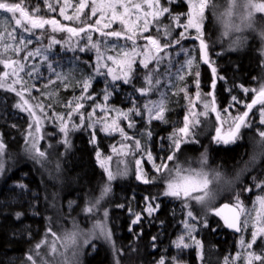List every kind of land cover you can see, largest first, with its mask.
Segmentation results:
<instances>
[{
  "label": "trees",
  "instance_id": "trees-1",
  "mask_svg": "<svg viewBox=\"0 0 264 264\" xmlns=\"http://www.w3.org/2000/svg\"><path fill=\"white\" fill-rule=\"evenodd\" d=\"M161 1L169 7L171 15L164 14L162 20L159 21L160 26L164 29L156 28L152 24L146 35L155 37L163 46L169 40L177 37L180 24L186 18L188 5L184 0H177L175 3H169V0ZM52 2L51 0L52 6H58ZM259 2L264 3V0H259ZM37 3L33 0L30 4L34 9L41 5L42 17L46 18L44 7L48 4H44L45 2L42 0H37ZM50 12L49 18L55 20L60 26V33L53 34L48 30L43 34L41 32L36 33V36L42 34L39 40L46 49L49 47L51 39L54 38L59 41L56 45H51V49L58 50L63 39L75 41L74 37L76 36L70 34L67 29L78 28V26L72 23L62 24L59 21L61 17L56 10H50ZM84 14L86 16L85 12ZM29 15L32 18V15ZM96 16L97 14L91 20V24L96 21ZM176 16H179L178 21L173 20V17ZM206 25L208 26L205 30L204 40L208 45V56L210 60L215 62L217 76H223L224 79H217L215 89L211 87L213 79L211 69L200 59L199 49L201 61L198 68L200 72V96H206L211 100L212 96L208 95L211 92L216 98L219 110L229 108L242 112L245 110V105L252 99L250 94L244 95L240 89L250 88L259 83L264 70V49H261L258 42L252 39L245 52L225 54L208 36L213 32L210 29L212 28L211 23H206ZM64 27L67 29L63 30ZM166 27L167 29H165ZM93 29L95 32L97 31L96 28ZM168 29H171L172 36L166 37L164 32ZM96 39L97 35L95 34L92 41H96ZM182 43L190 44L192 41L182 39L180 45ZM166 52L172 53L171 47L166 49ZM159 55L164 56L165 53L161 52ZM80 56L92 65L91 58L93 55L85 53ZM139 60L137 58L136 63L133 64L136 70L133 84L115 83L118 90L112 91L114 95L109 102L110 105L122 109L127 108V98L137 92L133 85L136 87L145 86L144 75L146 70L139 64ZM156 66L155 61L149 63V68H156ZM86 72L87 74L92 73V68L88 64L86 65ZM158 73L160 76L162 75L160 71ZM188 84L193 87L189 98L191 100L196 87H194L191 78L188 79ZM108 86L99 80H91V87L85 92L83 83L75 85L72 89H64L56 85L57 94L55 98L42 99L39 100L40 104H37L40 105L44 113L42 114L43 121L39 123L40 131L36 134H33L36 129L29 127L30 115L13 107L17 100L15 94L0 93L6 101L8 109L15 115H20L16 118L10 116L5 122H0V139L4 144L2 157L4 172L0 173V264H30L29 257H37L36 251L39 245L47 240L49 235H58L62 228L73 227V220H79L80 225L78 224L76 227L80 229L82 225H85L88 218L85 215L87 205L101 196V192L107 185L98 159L108 155L109 147L114 143V139L106 138L98 131L91 130L86 126L88 123L87 115L96 104L101 102L102 94ZM31 94L32 92L28 90L29 98L32 97ZM89 94H91L92 99H78ZM232 96L237 97L239 102H234ZM170 98L167 102L170 104V108L167 109L164 122H154L146 126V129L151 132L152 147L155 149L156 146H163L166 155L171 154L175 148L171 138L173 133L182 127L189 106V100H186L181 93H177L175 98L172 96ZM76 103H82L84 107L79 111H74ZM58 117H63L68 124L67 133L60 131ZM72 125H76L77 128L73 129ZM261 128L264 127L261 126ZM200 130L201 127L194 138L196 143L182 144L181 149L177 150V153L175 151V156L176 154L181 156L179 159L191 158L202 150V145H205L204 141L206 140H202V135L199 134ZM256 133L254 132V134ZM33 136L40 138L37 146L45 153L43 162L33 159L27 151L30 146L29 141ZM93 136H95V140H93ZM66 139L67 144L65 143ZM242 150L243 148L238 146L223 149L218 142L215 143L213 140L207 152L210 163L220 167L222 163L232 164L237 161L243 152ZM19 184L25 185V189L18 187ZM162 190L161 183L143 184L135 182L131 178L126 181L114 182L110 187L108 196L103 199L100 210L109 211V225L113 241L117 248V254L122 255L121 262L123 264H128L129 261L123 253L129 248L128 239L131 224L129 211L133 206L140 209L142 218H146L142 222L152 225L149 234L153 236L155 247L151 250L148 244L149 237L146 235L139 242L131 243L130 248L138 255L146 254V259L154 260L156 257V259L164 260L166 264H170L173 256V241L182 228L187 211L180 200L161 196ZM149 197L157 210L152 215L145 211L146 198ZM225 202L233 204L230 197L221 201V203ZM72 203L74 205L68 209ZM17 213L21 214L19 219ZM209 222L212 224V228L218 232L216 235L208 237L207 229L203 227L202 223L200 224L202 226L199 230L201 247L191 249L183 255V260L188 264H220L219 261L222 258H229L235 254L233 235L225 231L221 223L215 218ZM199 256H203L205 260L198 259ZM206 257L213 260L207 261ZM82 261L81 264H113L109 247L102 244H99L92 254H85ZM146 264L151 263L147 262Z\"/></svg>",
  "mask_w": 264,
  "mask_h": 264
},
{
  "label": "rangeland",
  "instance_id": "rangeland-1",
  "mask_svg": "<svg viewBox=\"0 0 264 264\" xmlns=\"http://www.w3.org/2000/svg\"><path fill=\"white\" fill-rule=\"evenodd\" d=\"M31 1L33 0H0V2L21 4L22 7H24L29 12V14L32 15V18H44L42 17V13L40 10L41 5L40 7L38 5L39 12H36L35 11L36 8L34 9L30 4ZM34 1L37 3V0ZM42 1L45 2L44 4H49L51 2V0H42ZM52 1L54 5L56 4L58 6H53L52 9H49L48 5L44 7L46 10V14H45L46 18L44 19L52 20L49 18L51 14L50 10L54 11L55 9L58 15L61 17L59 21L62 24L72 23L78 26L77 29L83 26L87 30L86 33L82 32L80 36L77 35L76 37H74L75 41L71 42V40L69 39H63L62 42L60 43V48L58 50L51 49L50 51H44V49L46 48L40 40L36 39L37 37L36 33L41 32L43 34L46 33V31L50 30V33L58 34L60 33L59 32L60 26L56 30H53V25L46 24L44 28L31 29V31L34 32L35 35H30L28 32L24 31V28H30L31 26L30 24H27L24 21V19L20 16L19 12L13 14L0 10V60L7 62L19 61L20 63L25 65V71L19 73V75L23 80H26L28 84L31 86L29 90L32 92L31 94L32 97L29 98L28 91H25L20 84H16L13 86L15 89L14 91H8L6 88L0 87V93L3 92L7 94H15V98H17V100L15 104H13V107L17 108V104H21V105L23 104V101H21L20 96L17 95V92H23L24 99L28 101V106L32 108V112L35 114L36 119L39 120V123H42L43 121L42 114L44 113V111L40 108V105L37 104H40L39 100L42 99H46V100L54 99L55 95L57 94L56 93L57 91H55L56 85L61 86L64 89H72L75 85H79L83 83V81L86 80L88 77H93L92 80H99L101 83L108 85L115 84L117 82H123L122 80L112 81L111 77L106 78L105 75L97 76L96 75L97 68L99 67L100 70L103 71L105 74L107 73L109 68H113L116 74H120V66L118 64H114L113 60L108 59V57H112L113 59H123V53L121 49L125 45L127 50L129 52L131 51L132 42L126 40V36L131 35L132 32H135V36L137 37L136 43L139 49H146L151 47L148 42L149 36L146 35V33L150 29V26L154 24L156 28L159 27L163 28L160 26L159 21L162 20L164 15L161 16L159 20H152L151 17H146L145 14L153 10L148 6L147 0H86V4L88 6L84 8L83 12L79 13V19L76 18L77 16L76 7L79 5L80 0H68V6L64 8V15L72 17V19H65L64 15H61L60 13V8L61 6H64L65 0H52ZM184 1L188 5L187 15L186 18L183 20L182 24H180V31L178 32L177 37L172 40L173 41V46H171L172 53H167V59L162 60L161 63L159 64L158 72L160 71L162 75L160 76L159 73H157L158 79H160V84L156 86V90L150 91L145 96L140 95L139 92H136L135 94L131 95L130 97L127 98L128 101L127 108L125 109H122L120 107H115L109 104L112 96L114 95L113 92L111 97L107 101L104 100V93H103L101 102L96 104L89 113L91 114V118L93 120L106 118L108 122H111L112 119L116 118L117 113L113 111H103L105 106L108 109L115 108L121 111H128L130 108H132L133 102H136L137 106L142 112V115L136 116L135 113L132 114L131 119L135 122V127L130 128L128 126L129 122L126 120L120 119L118 121L120 127L124 130L125 134L127 136L132 137V139L131 140L122 139L118 131L114 132L111 135L105 134L102 131H100L99 125H94L90 129L98 131L106 138L114 139V143H112L109 147L108 155L104 157H100L98 159L100 167H101V161H106L107 162L106 167L108 168L109 171L116 172L117 170H123V169L127 170V174L125 176H117L116 179L109 181L107 178L108 176L107 172L103 167H101L105 179L107 181L106 187L110 189L111 185L114 182L126 181L131 178H133L135 182L142 183L141 181L136 179V175H137L136 160H140L141 161L140 167L142 168L146 176L152 181V183L149 184H154V183L162 184L163 190L161 192L162 194L161 196H164L166 198H172L175 200H180L184 205L187 204L185 221L188 220L187 213L189 211L193 212V215L196 217V219L190 221V223L195 225V231L192 233V236L198 241H200V239L196 237V234L200 229L198 225H200L201 223L205 225L207 224V221L211 220L212 218H215L216 220H218L217 218L220 219L219 216L215 215V210L221 204V201L227 197H230L233 201L232 203L235 204L236 195L239 194L244 208V213L241 215V233L238 236L232 237L233 242L235 243V254L231 257V262L233 264H247V254L249 252H256L257 254L264 253V235H257L255 242L253 243V231H254L253 225L256 223L257 212L262 210L261 205L259 203V198L264 197V187L257 188L255 186L256 181H254V195H249V193L253 191V186L250 188V185L247 184L248 181L246 182V178L244 179L243 177L242 181L238 184L236 189L229 195L218 197L217 201L214 202V205L211 208V210L208 211L207 213H203L200 210V208L197 206L195 199L191 198V197H195L200 192H192L191 197H185L183 195H181L180 197L166 196L164 195V193L167 190V186L169 182L176 181L177 183H181L183 179L187 177L186 173H182L178 171V169L182 166L183 162L184 161L191 162L193 158L197 156V154L195 156H192L191 158L187 157V158L179 159L181 158V156H178V154H176L175 156V151L177 153V149L174 148L171 154L166 155L165 154L166 150L163 146H156L155 149L152 147L151 136H149L148 134L149 131L146 129V126L154 122H158V123L164 122V120L166 119L167 109L170 108L169 107L170 104L167 103L171 99L170 96L175 98L177 93H181L184 95L186 100H189L190 95L192 93L191 89L193 88L190 84H188L189 78L192 79L194 83V87H196L195 82L197 77L195 75V72L196 70H198L201 63L199 59L198 45L195 42H192L190 44L182 43L181 45L175 44V40H180L181 33L185 32V29L182 25L187 24L188 21L189 4H188V0H184ZM160 3L162 6L167 7L166 3H164L163 1L160 0ZM110 4H115L116 5L115 9L106 7L107 5ZM121 4H123L124 6L122 7ZM136 4L141 5L139 10L135 7ZM92 5H97L103 8V11H97L96 13L97 14L96 21L99 20L100 21L99 24H96V21L94 22V24H91V20L94 17L92 15ZM84 12L86 13V16H84L85 15ZM114 12L116 14V19H113ZM262 15H264V13H262ZM15 19H21L22 26H17L15 23ZM145 19L152 21L151 23H149L146 31L143 28ZM121 21H123V23ZM210 21L211 20L210 17L208 16L207 10H205V21L203 22L202 25L203 32L206 23L207 22L209 23ZM105 24H108L109 26L105 28L104 27ZM93 28H96L97 31L95 32ZM129 28L132 31H126ZM165 29H167V27ZM113 30L124 31L125 38H114V37H107L105 35H102V33L110 32ZM42 34L40 36H42ZM95 34L97 35V39L96 41H92V42H96L100 45L99 57L96 49L88 50L89 41L87 40V35L93 37ZM186 34L188 37L196 36V30L194 28H189L187 29ZM21 35H23V37L26 40H31V43L27 45V48H24L21 51H16L17 48L21 47V45L19 44V38ZM213 35H214L213 32H211V34H208L211 40H213ZM204 37L205 34L203 38ZM152 38L156 39L155 37ZM186 41H188V39H186ZM66 42H71L72 46L76 50L75 51L68 50V44ZM181 46L186 47L189 50L190 53L189 57H185L182 53H180ZM81 47L85 48V50L79 51V48ZM37 48H41V54L25 60V57L27 56V52L28 51L35 52ZM85 53H88L89 55H93L91 58L92 65H90L85 59H83L80 56V55H84ZM137 58L142 59L143 55L136 56L135 60ZM186 58L193 59L194 67L192 69L185 68L184 72L182 73L184 75V79L180 80L178 77L175 76V73L180 63H183ZM98 59L100 61L99 65L97 63ZM87 64L89 67L92 68L91 74H87L86 72ZM32 65L36 66L38 72L35 74L34 77H29L26 75V73L31 69ZM48 65H51V69L48 67ZM15 67L16 65L14 63H11L10 67L5 68L4 63L0 62V77L4 76L6 72L9 73V76L6 79L5 83H11L12 80L16 78L15 76L12 75L13 68ZM56 73H59L63 77V79H57ZM262 87H264V70L262 72V78L259 80V83L256 86L253 85L250 88H245L248 89L247 92L244 91V88H241L240 91L244 95L250 94L251 99L253 100L256 98L257 93ZM181 89H184V91H181ZM197 91H198L197 88H195L194 96L191 97V100L195 102L194 104L191 105V108L194 112L200 113L204 111V106H203L204 103L210 100L206 96H200L199 98H197ZM185 92H187V95L185 94ZM162 99L164 100V105H165L164 120L163 121L149 120L147 111L144 109L145 103H147L148 101L159 102ZM252 100L250 104L252 103ZM246 105L244 111H246L247 109ZM189 108L190 105L188 106V112L186 116H189ZM216 108H217V112H219L221 115V130H222L221 134H226L232 127L233 120L228 119L229 117L234 118L235 116L242 115L244 112V111L237 112L229 108L228 109L226 108L224 110H219L217 104H216ZM261 110H264V104H259V103L256 104L251 110L254 112L253 116L255 119V126H254L255 133L259 130L261 131L262 129L264 130V128H261V126L264 127V124L260 123ZM22 113H26L30 115L29 127L31 126L32 129H36V121L33 118V114L29 113L28 111H22ZM89 114L87 115V120H89ZM17 115H15L14 112L8 109L6 101L0 95V122H5L6 120L9 119L10 116H12L13 118L20 117L19 114ZM196 119L198 120V123L194 130L195 132H198L199 128L201 127L199 134L201 133L202 140H206L204 141L205 145H202V150L199 153H201L202 151L207 152V149L209 148V145L211 141H213L215 136V130L217 128V119L213 117L211 111H209L207 115L197 116ZM183 124L184 121L182 123V126ZM204 124L206 125L203 126ZM33 134H36V130ZM241 135L242 133L240 134V137ZM194 138L195 136L192 137L193 140H195ZM137 140L140 142V149L136 148L135 142ZM259 141H260V136L259 133L257 132L256 134H254V140L251 137L249 141V147H251L252 153L258 152L260 147V144L258 143ZM235 142L237 143V140ZM215 143H217V141H215ZM124 145H127L126 148L127 154L121 155L119 150ZM114 149H116L117 151H114ZM148 153L152 154L153 156L152 161H149L147 159ZM169 155H173V160L169 161L167 159ZM263 158H264L263 155H261V159L260 156H258L256 162L254 163V167L257 166L259 162L261 161L264 162ZM250 160L251 159H249V161L246 163L245 166L247 165H249L250 167L252 166ZM153 163L157 165L163 164L165 167L162 168L160 171H157L153 167ZM210 164L213 165L212 163ZM243 169L244 168L237 167L235 170H233L231 167H229V169L226 170L236 171L243 175L247 168H245L244 170ZM177 175L183 178L177 181L176 179ZM260 175L261 174L256 173L254 174V177L259 178L261 177ZM108 192L105 194L102 191L101 196H99L94 202L90 203L86 207L85 215L88 218L87 221L85 222V225H82L81 229L86 232L92 233L94 237H98V238L92 239L91 242L85 245L83 254L81 256V263L83 262L82 260L84 255L92 254L96 250L99 244H102L105 247H109L112 253L113 264H117V261L121 262L122 255L117 254V248L114 244L111 228L109 225V211L100 210L102 201L106 196H108ZM73 205L74 204L72 203L70 206H68V209H70ZM89 209L92 210L89 211ZM105 213H107V215H105ZM129 215H131L133 221L136 215H140V209L136 208V206H133L132 209L129 211ZM245 221H247L246 227H245ZM72 223L73 226H78L79 220H73ZM138 223L134 225H138ZM184 223L182 225L180 232L173 241V256L170 260V264H186L183 263V255H185L191 249L194 248L197 249L195 245L189 248L176 247L175 242L181 236L185 237L186 243L189 244L192 243V241L187 238L184 229ZM97 225L106 226L107 232L111 233V241L106 240L105 237L100 234L99 229L96 227ZM83 226L85 227L83 228ZM57 237L58 235L56 234L49 235V238L43 241L41 245H39L36 251L37 257L30 259V264H33V261H35V264H45V261L51 258L53 254L52 249L53 247H56L55 241L57 240ZM241 239H243L245 242L243 246L240 243ZM248 244H252L251 249L247 247ZM128 247L129 248L127 249V251L123 253L124 256H126V258L129 260L128 264H146L147 262L151 264H160V261L155 263L153 260L150 259H145L142 261L141 258L143 257V254L138 255V253H136L134 250H132V248H130V244L128 245ZM259 263L260 262H254V264H259ZM121 264L123 263L121 262ZM164 264H166L165 261Z\"/></svg>",
  "mask_w": 264,
  "mask_h": 264
},
{
  "label": "snow or ice",
  "instance_id": "snow-or-ice-1",
  "mask_svg": "<svg viewBox=\"0 0 264 264\" xmlns=\"http://www.w3.org/2000/svg\"><path fill=\"white\" fill-rule=\"evenodd\" d=\"M148 6L153 9L151 12H147L145 15L146 17H151L152 20H159L161 16L164 14H169L170 9L169 7L162 6L160 3V0H147ZM177 0H169V3H175ZM189 4V13H188V21L187 24L182 25L185 29L184 33H181V40L182 39H195L199 40V49H200V59L203 61L204 64L208 66V68L211 69V74H212V83L211 87L215 89L217 87V79L223 80V76H217V67L214 66V61L209 59L208 56V45L205 42L203 36L204 32L202 30V25H203V17H204V12H205V7H206V0H188ZM68 6V0H65L64 6H61L60 8V13L61 15H64V8ZM88 6L86 4V0H80L79 5L76 7V13L77 16L76 18L79 19V13L83 12L84 8ZM123 7L124 5L121 4ZM106 7L108 8H113L115 9L116 5L115 4H110L107 5ZM135 7L139 10L141 7L140 4H136ZM48 8L52 9L53 6L52 4H48ZM0 10H3L4 12L7 13H17L19 12L20 16L24 19V21L27 24H30V28H24L25 32H28L30 35H35L34 32L31 31V29H37V28H44L46 24H51L53 25V30H56L59 25H57L55 20H49V19H44V18H31L29 15V12L22 7L21 4L19 3H9V2H0ZM257 10L264 12V3H261L257 6ZM36 12H39V8L35 9ZM97 11H103V8L97 5H92V15L95 16ZM127 11V8H126ZM65 19H72V17H69L67 15H64ZM139 18V17H138ZM113 19H116V14L114 12L113 14ZM174 21L179 20V16L173 17ZM123 23V21H121ZM152 21L145 19V23L143 25L144 30H147V27L149 23ZM15 23L17 26H22V20L21 19H15ZM100 21L97 20L96 24H99ZM109 25L105 24L104 27L107 28ZM179 26V25H178ZM189 28H194L196 30V36L195 37H188L187 36V29ZM94 30V29H93ZM67 31L74 35H80L81 32L86 33V29L82 26L79 29L73 27V28H68ZM126 31H132L130 28L127 29ZM102 35H105L107 37H114V38H125L124 36V31H110V32H105L102 33ZM164 35L166 37L171 35V29H168L164 32ZM37 40L41 39L40 36L36 37ZM137 37L135 36V32H132L131 35L126 36V40L132 42V47L131 51L129 52L126 48V45L122 47L121 51L123 53V59H113L112 57H108V59H112L114 64H118L120 66V74H116L113 68H109L107 73L105 74L103 71L100 70V68H97L96 75H105L107 77H111L112 81L116 80H122L124 84H133V80L135 78V73L136 70L133 67V64L136 63L135 57L143 55V58L139 60V64L146 70L145 75H144V81H145V86L144 87H136L133 85L135 90L140 93V95L145 96L147 95L150 91L156 90V86L160 84V79L156 78L157 73H158V67L159 64L161 63L162 60L167 59V52L166 49L169 47L173 46V41L169 40L167 43H165L163 46L159 43L157 39L152 38L151 36L148 37V42L151 47L146 48V49H139L137 43H136ZM87 40L89 41L88 45V50H93L96 49L99 57V51H100V45L96 42H92V37L90 35H87ZM181 40H175V44L179 45L181 43ZM31 43V40H26L23 35L20 36L19 38V44L21 47L17 48L16 51H21L24 48H27V45ZM56 43H59V41L55 40L54 38L50 40L49 47L47 49H44V51H50L51 50V45H54ZM68 44V50L75 51L76 49L72 46L71 42H66ZM63 46V45H62ZM85 48L81 47L79 48V51H84ZM164 52L165 55L161 56L159 53ZM180 53H182L185 57H189L190 53L189 50L186 47L181 46L180 48ZM178 53V54H180ZM41 54V48H37L35 52L28 51L27 56L25 57V60L28 58H31L33 56H37ZM46 59V58H45ZM151 61H155L157 68H149V63ZM0 62H3L5 65V68H8L11 66V63H14L16 65L15 68H13L12 75L15 76L16 78L12 80L11 83H5L6 79L9 76V73H5L4 76L0 77V87L6 88L8 91H14V85L20 84L21 87L25 90L28 91L30 89V85L26 80H23L19 73L25 71V65L20 63L19 61H13V62H7L0 60ZM98 65L100 63L99 59L97 61ZM179 63V62H178ZM48 67L51 69V65H48ZM194 67V61L192 58H186L183 63H180L179 67L176 70L175 76L178 77L180 80L184 79V75L182 74L185 70V68L192 69ZM38 72V69L36 68L35 65L31 66V69L26 73L27 76L29 77H34L35 74ZM195 75L197 77L196 79V88H197V98L200 97V72L199 70H196ZM57 79H63V77L59 74L56 73ZM93 77H88L86 80L83 81V90L87 92L88 88L91 87V80ZM118 90L115 84H110L108 87L105 88L104 90V100L107 101L111 95L112 91ZM181 91H184V89H181ZM245 92L248 91V89H244ZM187 95V92H185ZM17 95L20 96L21 101H23V104H17V108H19L21 111H28L29 113L33 114V118L36 121V133H39L40 128H39V120L36 119L35 114L32 112V108L28 106V101L24 99L23 92H17ZM209 96H212V99L208 102L204 103V111L200 113H196L192 110L191 105L194 104L195 102L190 100L189 101V116H186L184 118V124L182 127L178 129L177 132L173 133L172 142L175 147V149L179 150L181 149V145L184 143H192L195 144L196 141L191 139V137L196 136L197 133L195 132V127L197 126L198 120L196 119L197 116H203L207 115L209 111L216 113V119L217 121H221V115L219 112H217L216 108V98L215 96L209 92ZM78 99H92L91 94H89L86 97H80ZM232 100L234 102H239L237 100V97L232 96ZM264 104V87H262L259 92L257 93V96L255 99L252 100L251 104H247L246 108L248 111H244L242 115H238L233 117H229L228 119L233 120V124L231 129L226 133V134H221V129L219 127L216 128V141L223 142L224 144H230L235 142L236 140L239 139L241 129L242 128H247L249 127V123L246 122V118L249 116V112L253 109V107L256 104ZM84 105L82 103H76L75 104V109L74 111H79L82 109ZM99 107V106H97ZM231 107V106H229ZM144 109L147 111L148 118L149 120H159L163 121L164 120V112H165V105H164V100L162 99L159 102H152L148 101L144 105ZM103 111H113L117 113L116 118L112 119L111 122H108L106 118L103 119H95L93 120L91 118V114H89V120L87 123V127L91 128L94 125H99L100 126V131H102L105 134L111 135L114 132H119L120 136L124 140H131L132 137L127 136L124 132V130L120 127L119 125V120L123 119L128 121V126L135 127V122L131 119L132 114L135 113L136 116H141L142 112L137 106L136 102H133L132 108H130L128 111H121L119 109H108L106 106L104 107ZM227 111V110H225ZM60 120V131L63 133L68 132V124L64 121L63 117H58ZM83 119V117H82ZM260 123L264 124V110H261L260 112ZM73 129H76V125H72ZM149 136H151V132L148 133ZM260 136V141L258 142L261 146L262 149H264V130L259 132ZM188 138V139H185ZM39 136H33L32 139L29 141V148L27 149L28 153L32 156L33 159H36L40 162H43L45 153L39 149L38 142H39ZM93 140H95V136H93ZM65 143L67 144V139L65 140ZM136 148L140 149V142L137 140L135 142ZM126 148L127 145L122 146V148L119 150L121 155H126ZM114 151H117L114 149ZM3 153H4V144L0 142V173L4 172V162H3ZM99 156V153H97ZM264 155V150H261L259 152H255L253 155V160L252 163L254 164L256 162V159L258 156ZM147 159L149 161L153 160V156L151 153L147 154ZM169 161L173 160V155H169L167 157ZM106 161H101V167L105 169L107 172L108 180L112 181L117 178V176H125L127 174V170H117L116 172L109 171L108 168L106 167ZM136 165H137V175L136 179L141 181L144 184H149L152 183V181L146 176V174L143 172L142 168L140 167L141 161L136 160ZM153 167L157 170L160 171L162 168L165 166L163 164L157 165L153 163ZM179 171V169H178ZM197 175H199L197 173ZM254 181H256L255 186L257 188L264 187V180H259L258 178H253ZM20 188H24L25 185L19 184L17 185ZM206 187V184H201L195 176L189 175L183 179L181 183H177L176 181H171L169 182L167 186V190L165 191L164 195L166 196H171V197H180L181 195L185 197H191L192 192H200L202 189ZM110 189L108 187H105L103 189V192L106 194ZM193 199H202V197H191ZM147 206L145 211L148 212L149 215H152L156 211V207L153 206L151 202V198H146ZM259 203L261 205V211L257 212V217H256V223L253 225L254 231H253V243L255 242V239L257 235H264V197L259 198ZM94 207V206H93ZM187 207V204L185 205ZM92 209H89L91 211ZM225 210H228V215H225L224 212ZM244 213V208L240 199L239 194L236 195V202L234 206L230 207L229 204H224L222 208L215 210V215L221 217L223 219L224 224L228 228H232L235 231L239 232L241 231V228L238 226L240 217ZM17 218H20V213H17ZM107 215V213H105ZM188 220L185 221L184 223V229L185 233L187 235V238L192 241L191 244L185 242V237L181 236L178 238V240L175 242V245L177 248H189L195 245L197 249L201 247L200 241L196 240L193 236L192 233L195 231V225L190 223V221L195 220L196 217L193 215L192 211H189L187 213ZM141 220L140 215H136L135 219L132 221L133 224L138 223ZM247 226V221H245V227ZM100 234L105 237L106 240L111 241V233L107 232L106 226L104 225H97L96 226ZM241 245H244V240L241 239L240 241ZM247 247L249 249L252 248V244H248ZM55 251V247L52 249ZM29 259H32V257H29ZM254 262H260V264H264V253L257 254L256 252H249L247 254V264H254ZM33 264H35V261H33ZM160 264H164V261L161 260ZM225 264H230V261L226 260Z\"/></svg>",
  "mask_w": 264,
  "mask_h": 264
},
{
  "label": "clouds",
  "instance_id": "clouds-1",
  "mask_svg": "<svg viewBox=\"0 0 264 264\" xmlns=\"http://www.w3.org/2000/svg\"><path fill=\"white\" fill-rule=\"evenodd\" d=\"M259 0H206L208 16L214 32L212 42L225 54H241L247 50L252 39L264 49V15L257 10ZM205 21V12L203 22ZM261 139V138H260ZM264 150L259 147V151ZM179 172L192 175L206 187L195 199L203 213L211 210L218 197L231 194L242 181V174L210 164L209 154L205 151L197 154L191 162L184 161ZM197 173L199 175H197ZM177 175V181L182 179ZM92 233L76 226L62 228L55 241V251L45 264H81L84 247L92 239ZM117 264H121L117 261Z\"/></svg>",
  "mask_w": 264,
  "mask_h": 264
},
{
  "label": "flooded vegetation",
  "instance_id": "flooded-vegetation-1",
  "mask_svg": "<svg viewBox=\"0 0 264 264\" xmlns=\"http://www.w3.org/2000/svg\"><path fill=\"white\" fill-rule=\"evenodd\" d=\"M210 23H211V21H210ZM207 26L208 25H206L205 28H204V34L206 33L205 30H206ZM210 29H212V28H210ZM191 37H195V36H191ZM189 39H191V38H189ZM192 41H194V40L192 39ZM196 43L198 45V41H196ZM247 104H250V102L247 103ZM246 111H248V109H246ZM211 114L213 115V117L216 118V113L211 112ZM253 115H254V112L253 111H250L249 112V116L246 118V122L249 123V127L243 128L241 130L242 135L237 140V143L236 142H233V143H230V144H224L223 142H219L220 147L223 148V149H231V148L237 147V146L240 147V148H243V150H242L243 152L241 153V155H240V157L238 158L237 161H235L232 164H227L226 162L225 163H222L221 167L222 168H226V169H229V167H231L233 170H235L237 167L244 168V169L247 168L246 171L244 172V174L242 176L244 177V179L246 178V182L248 181L247 184L250 185V188L253 186V191L251 193H249V195H254V180H253L254 174H256V173L261 174L260 175L261 177H259L258 179L259 180H264V162L261 161V162L258 163L257 166L254 167V164L252 163L254 152L252 153L251 152V147H249V141H250L251 137L254 140L255 119H254V116ZM217 127H219L221 129V121H217ZM215 137H216V130H215V136H214V139H213L214 141H216ZM248 157H249V159H251L250 160L251 161V165H252L251 167L249 165L245 166L246 163L249 161ZM249 178H250V181H249ZM155 212H157V210ZM129 216L131 218V224H130V228H129V239H128V242H129L130 246H131V243L134 244L137 241L139 242L141 239H143L144 236L147 235V237H149V239H148V242L149 243L148 244L150 245V248L152 250L155 247V241L152 239L153 236L151 234H149V229L152 228V225H149V224H146L145 222H142V220H144V221L146 220V218L144 219L142 217H141V220L139 221L140 223H138V225H134V224H132V217H131V215H129ZM217 219H218V221L221 223V225L225 229V226H224L221 218L220 219L217 218ZM218 226H219V224H218ZM198 227L200 228L202 226L201 225H198ZM203 227H205L207 229V231H208V233H207L208 237H212V236L216 235L217 232H218V231H215V229L212 228V224L209 222V220L207 221V224L203 225ZM199 230H198V233L196 234V237H198V238H199ZM225 231H226V229H225ZM231 235H233V234H231ZM151 252H153V251H151ZM231 257H229V258L224 257V258H222L221 261H219V263L220 264H225L224 262L226 260H228V261H230V264H233L231 262ZM145 259H146V254L143 255V257L141 258V260L143 261ZM198 259L205 260V258H203V256L202 257L199 256ZM211 259L209 257L208 258L206 257V260L207 261H209ZM150 260H152V259H150ZM153 261L156 263V262L161 261V260L158 259V258L156 259V257H155V259ZM183 263L188 264V262H186L185 260H183Z\"/></svg>",
  "mask_w": 264,
  "mask_h": 264
},
{
  "label": "water",
  "instance_id": "water-1",
  "mask_svg": "<svg viewBox=\"0 0 264 264\" xmlns=\"http://www.w3.org/2000/svg\"><path fill=\"white\" fill-rule=\"evenodd\" d=\"M66 29H67V28H65V27L63 28V30H66ZM190 40H192V39H190ZM193 40H194V41H198V45H199V40H195V39H193ZM224 204H226V202H225V203H221V204L216 208V210L222 208ZM227 204H229L230 207L234 206V204H230V203H227ZM224 214H225V215H228V214H229V213H228V210H225ZM220 218H221V217H220ZM221 220H222V222H223V224H224L223 219H221ZM224 226H225L226 231L229 232V233H231V234H233L234 236H238V235L241 233V231L237 232V231H235V230L232 229V228H228L225 224H224ZM238 226L241 228V217H240V221H239V225H238Z\"/></svg>",
  "mask_w": 264,
  "mask_h": 264
}]
</instances>
